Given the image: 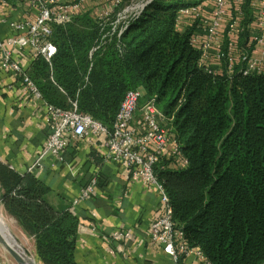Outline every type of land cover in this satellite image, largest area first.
I'll return each instance as SVG.
<instances>
[{"label":"trees","instance_id":"1","mask_svg":"<svg viewBox=\"0 0 264 264\" xmlns=\"http://www.w3.org/2000/svg\"><path fill=\"white\" fill-rule=\"evenodd\" d=\"M209 1L154 0L107 41L112 26L82 14L54 28L52 65L38 57L30 75L48 103L67 109L77 102L110 130L128 92H144L136 117L156 98L189 161L175 168L163 159L156 167L189 243L213 264H264V74L229 80L199 68L194 25L178 17ZM132 2L122 0V8ZM0 187L6 212L35 239L39 260L77 264L73 209H57L47 186L2 164Z\"/></svg>","mask_w":264,"mask_h":264},{"label":"built area","instance_id":"2","mask_svg":"<svg viewBox=\"0 0 264 264\" xmlns=\"http://www.w3.org/2000/svg\"><path fill=\"white\" fill-rule=\"evenodd\" d=\"M18 1L29 9L30 16L16 20L7 14H0V25L12 33L9 46L0 40L1 66L20 78L32 97L41 101L40 90L19 60L15 59V51L22 53L29 50L36 59L42 57L52 65L58 53L52 41L56 26H66L76 17L89 13L103 29L107 25L112 26V32L104 36L107 41L116 33L119 37L123 34L130 21L122 20L132 11L129 8L122 12V0H110L109 3L106 0ZM0 4L5 11H12L10 3L3 1ZM144 4L138 16L144 11ZM115 16L117 20L111 21ZM184 20L193 23L196 30L191 44L201 53L200 69L210 75L226 76L229 80H233L236 74L245 77L264 74V0H210L182 10L178 23L182 24ZM143 95L142 89L127 93L112 130L80 112L77 102L71 101L67 109L45 103L51 129L46 154L62 159L73 143L89 137L102 139L107 161L125 164L134 179L159 192L156 216L149 229L150 242L161 247L173 264H213L199 248L191 246L183 227L174 218L171 200L156 173V167L163 159L172 161L175 168H185L189 161L173 128L159 110L156 98L142 109L141 117H136ZM97 184V179L88 184L75 201V206L88 200ZM131 237L130 231L113 234L116 242Z\"/></svg>","mask_w":264,"mask_h":264},{"label":"crops","instance_id":"3","mask_svg":"<svg viewBox=\"0 0 264 264\" xmlns=\"http://www.w3.org/2000/svg\"><path fill=\"white\" fill-rule=\"evenodd\" d=\"M11 5L12 11L0 7V14L16 20L30 16L18 0ZM11 37V31L0 25L5 46ZM30 52L15 51V59L29 75L36 60ZM1 62L0 51V164L21 176L32 174L49 188L47 200L57 209H73L80 220L77 264H173L149 239L159 192L134 179L125 164L107 161L100 138L73 143L62 159L46 154L51 130L48 102L43 96V101L34 99L22 80L4 70ZM94 179L98 181L94 194L75 206ZM118 231H130L132 237L116 242L113 234Z\"/></svg>","mask_w":264,"mask_h":264},{"label":"rangeland","instance_id":"4","mask_svg":"<svg viewBox=\"0 0 264 264\" xmlns=\"http://www.w3.org/2000/svg\"><path fill=\"white\" fill-rule=\"evenodd\" d=\"M146 1L148 0H133L131 4L123 8L122 12H124L126 9L133 8L135 6H139V5L141 6ZM139 12L140 10L128 12L124 16L125 18L123 17L124 19L122 20V22L126 21L128 23L129 21H132L135 17L138 16ZM116 20L117 17L115 16L114 18H112L111 21H116ZM122 25L123 23L119 24V26ZM139 114H141V110ZM2 194H3L2 189L0 188V219L6 224L8 230L14 235V237L17 238L18 242H20V244L24 246V248L27 250L31 258L35 262V264H43L38 258L35 239L25 231L22 225L14 217H12L6 212L4 205L2 204ZM1 229L2 228H0V232L4 235L5 233L2 231L3 229L2 230ZM0 240L2 241L1 237ZM10 243L12 246H14L11 240ZM0 261L3 262V264H18L16 260L11 256L7 248L3 246L1 243H0Z\"/></svg>","mask_w":264,"mask_h":264},{"label":"bare ground","instance_id":"5","mask_svg":"<svg viewBox=\"0 0 264 264\" xmlns=\"http://www.w3.org/2000/svg\"><path fill=\"white\" fill-rule=\"evenodd\" d=\"M141 6H135L133 7L131 10L135 11V10H140ZM0 228H2L1 230L5 233L4 235L0 232V237L2 239V241L6 242L11 248L16 249L18 247H20V251L21 253H24L25 256L22 257V260L24 262V264H35V262L33 261V259L31 258V256L29 255V253L27 252V250L24 248V246L22 244H20V242H18L17 238L14 237V235L8 230L6 224L0 219ZM10 240L12 241V243L14 244V246L11 245ZM17 250V249H16Z\"/></svg>","mask_w":264,"mask_h":264},{"label":"water","instance_id":"6","mask_svg":"<svg viewBox=\"0 0 264 264\" xmlns=\"http://www.w3.org/2000/svg\"><path fill=\"white\" fill-rule=\"evenodd\" d=\"M154 0H148V1H146V3L143 5V9L145 10V8L147 7V6H149L152 2H153ZM0 243L3 245V246H5L6 248H7V250L9 251V253L11 254V256L16 260V262L18 263V264H24V262H23V260H22V257L23 256H25V254L24 253H21V249H20V247H18L17 248V250L16 249H13V248H11L9 245H7L4 241H1L0 240Z\"/></svg>","mask_w":264,"mask_h":264}]
</instances>
